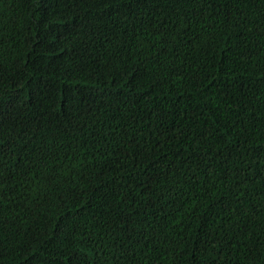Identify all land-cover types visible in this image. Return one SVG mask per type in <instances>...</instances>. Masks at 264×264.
I'll return each instance as SVG.
<instances>
[{
	"label": "trees",
	"instance_id": "obj_1",
	"mask_svg": "<svg viewBox=\"0 0 264 264\" xmlns=\"http://www.w3.org/2000/svg\"><path fill=\"white\" fill-rule=\"evenodd\" d=\"M0 264H264V0H0Z\"/></svg>",
	"mask_w": 264,
	"mask_h": 264
}]
</instances>
